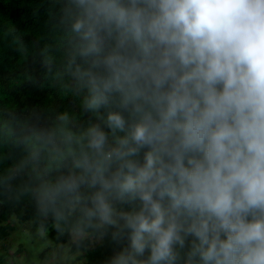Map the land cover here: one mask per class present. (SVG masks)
Returning <instances> with one entry per match:
<instances>
[{"label": "clouds", "instance_id": "1", "mask_svg": "<svg viewBox=\"0 0 264 264\" xmlns=\"http://www.w3.org/2000/svg\"><path fill=\"white\" fill-rule=\"evenodd\" d=\"M55 3L38 55L79 115L0 109V148L22 153L0 188L76 258L110 237L127 246L108 264H264V0Z\"/></svg>", "mask_w": 264, "mask_h": 264}, {"label": "trees", "instance_id": "2", "mask_svg": "<svg viewBox=\"0 0 264 264\" xmlns=\"http://www.w3.org/2000/svg\"><path fill=\"white\" fill-rule=\"evenodd\" d=\"M58 9L55 0H0V109L13 112L20 120L39 127L49 125L58 113L67 111L79 115L78 102L72 97L62 96L54 82L46 79V69L38 55L40 48L53 42L51 24ZM13 28L32 53L27 58L20 56L11 45L9 34ZM56 55L59 57L60 53ZM88 119L87 114L81 117L82 121ZM4 134L0 126V137ZM0 154V173L13 167L22 156L20 149L11 145L0 148ZM27 182L28 177L22 176L12 180L11 185L16 189ZM35 215V202L29 195L17 198L14 191L0 188V241H5L13 229L9 222L12 216L21 223H29L31 230L36 231ZM50 225L51 221L48 238L52 243L69 242L67 234L57 238ZM90 242L85 241L80 249L83 251L81 264H108L116 252L127 246V241L117 244L110 237L100 240L95 247H89ZM70 247L72 251L76 250L71 242ZM4 255L6 253H0V258Z\"/></svg>", "mask_w": 264, "mask_h": 264}, {"label": "rangeland", "instance_id": "3", "mask_svg": "<svg viewBox=\"0 0 264 264\" xmlns=\"http://www.w3.org/2000/svg\"><path fill=\"white\" fill-rule=\"evenodd\" d=\"M13 229L8 232L5 241H0V253H6L0 258V264H52V258L58 256L56 264H81L80 256L75 257L70 251V239L65 244H54L49 238L32 231L29 223L19 222L15 216L9 219ZM100 240H93L89 247H95ZM5 246V248H4Z\"/></svg>", "mask_w": 264, "mask_h": 264}]
</instances>
